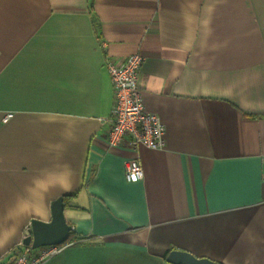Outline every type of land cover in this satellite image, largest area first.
Wrapping results in <instances>:
<instances>
[{"label":"crops","instance_id":"obj_1","mask_svg":"<svg viewBox=\"0 0 264 264\" xmlns=\"http://www.w3.org/2000/svg\"><path fill=\"white\" fill-rule=\"evenodd\" d=\"M134 53L163 150L107 141L104 62ZM262 156L264 0H0V264L59 197L43 264H264Z\"/></svg>","mask_w":264,"mask_h":264},{"label":"built area","instance_id":"obj_2","mask_svg":"<svg viewBox=\"0 0 264 264\" xmlns=\"http://www.w3.org/2000/svg\"><path fill=\"white\" fill-rule=\"evenodd\" d=\"M143 59L140 53L130 54L121 60L105 59L104 66L113 88L107 141L111 146H117L127 140L128 145L133 148L145 146L151 150H163L165 147L164 125L157 114L146 110L138 86ZM10 117L12 114L8 113L4 121ZM261 167L264 178V156L261 157ZM124 176L128 182L143 178V169L137 159L124 162ZM28 229L29 227H27L26 235ZM71 244L73 242L65 241L58 245L32 248L21 243L10 264H43Z\"/></svg>","mask_w":264,"mask_h":264},{"label":"water","instance_id":"obj_3","mask_svg":"<svg viewBox=\"0 0 264 264\" xmlns=\"http://www.w3.org/2000/svg\"><path fill=\"white\" fill-rule=\"evenodd\" d=\"M63 207L62 197L52 201L50 220L33 219L22 243L32 248L64 243L70 234V226L64 219ZM165 259L174 264H219L209 258L197 257L190 252L176 249L170 250Z\"/></svg>","mask_w":264,"mask_h":264},{"label":"trees","instance_id":"obj_4","mask_svg":"<svg viewBox=\"0 0 264 264\" xmlns=\"http://www.w3.org/2000/svg\"><path fill=\"white\" fill-rule=\"evenodd\" d=\"M71 239H72V238H71V236H70V237L68 238V241H71Z\"/></svg>","mask_w":264,"mask_h":264}]
</instances>
